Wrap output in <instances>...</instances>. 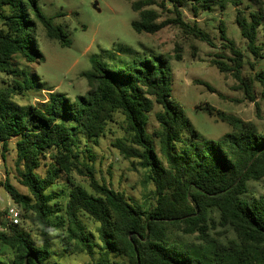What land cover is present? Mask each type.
<instances>
[{
  "label": "trees",
  "instance_id": "obj_1",
  "mask_svg": "<svg viewBox=\"0 0 264 264\" xmlns=\"http://www.w3.org/2000/svg\"><path fill=\"white\" fill-rule=\"evenodd\" d=\"M168 1L171 10L165 0L132 1L131 8L137 13L132 29L155 33L173 25L184 35L212 45L206 32L183 19L179 7L192 2L196 13L197 5L210 10L214 5L224 8L228 1L234 6L240 3ZM38 2L0 0V74L5 76L0 86V154L4 160L13 138L16 176L29 194L6 178L0 185L23 217L36 225L43 241L38 245L17 224L1 222L0 245L11 256H0V264H44L51 254L49 238L57 230L63 250L86 253L90 264H264V194L247 196V182L264 177V127L205 104L199 108L227 122L231 130L217 139L201 137L171 94L170 59H181L178 43L173 57L151 53L117 68L92 57L91 69L81 72L87 81L84 93L70 98L53 91L44 102L18 103L14 96L34 87L28 66L21 67L19 59L28 63L44 59L35 36L37 23L49 38L61 45L70 43L65 31L42 13ZM158 8L173 15L159 20ZM262 19L260 11L246 15L236 10V23L255 58L264 57L257 42ZM219 23L231 56L229 62L213 59L212 65L222 73H232L250 100L255 98L257 82L264 101V69L252 76L242 74L243 53L227 39ZM155 106L159 108L154 112L158 127L149 133V114ZM116 112L124 116L126 135L113 146L123 158L136 159L147 170L154 186L152 204L129 200L98 181L92 168L79 160L80 135L97 143ZM183 131L189 136L183 137ZM41 165L44 174L36 172ZM74 171L88 177V188L71 182ZM63 175L70 186L61 205L59 193L47 189ZM214 214L216 224L230 227L234 238L222 241L210 232ZM81 215L96 224V240ZM172 228L185 235L196 232L197 242L171 239Z\"/></svg>",
  "mask_w": 264,
  "mask_h": 264
},
{
  "label": "rangeland",
  "instance_id": "obj_2",
  "mask_svg": "<svg viewBox=\"0 0 264 264\" xmlns=\"http://www.w3.org/2000/svg\"><path fill=\"white\" fill-rule=\"evenodd\" d=\"M132 1L137 0H39L42 13L46 17H51L52 23L65 31L70 43L61 45L59 40L49 38L44 26L38 22L35 36L44 59L39 63H28L19 59L18 64L21 67L28 66L34 87L14 96V99L21 104L40 103L46 101L53 91L74 98L76 94L87 90V81L81 76V72L91 69L92 57H97L109 66L117 68L123 67L134 58L148 57L151 53H165L173 57L175 44L178 43L181 47L179 51L181 59H170L173 76L171 94L182 105L186 117L201 137L217 139L231 130L227 122L199 108L205 104L243 120H251L258 127H264V101L260 98L259 84L254 82L255 98L250 100L238 87L239 82L232 73H222L211 63L213 59L229 62L228 58L231 56L228 48L224 47L227 41L220 35L219 22L222 21L227 39L234 42L243 53L242 74L252 76L255 71L264 69V57L255 58L249 52L246 40L242 37L235 20L237 9L246 15L250 11H260L263 19L257 42L262 47L261 54H264V0H239L237 6L228 1L224 8L214 5L210 10L197 5L196 13L192 9V2L180 6L183 19L190 25L195 23L206 32L212 40V45L192 35H184L173 25H167L155 33L135 32L131 27V21L137 19V13L131 8ZM95 2L96 7L93 6ZM165 4L169 10L172 9L170 1L165 0ZM158 10L161 14L159 20L173 15L160 8ZM250 63H253V67ZM4 79L5 76L0 74V86L3 85ZM158 109V106H155L153 112L149 114L147 124L149 133L158 127L154 118V112ZM124 127V116L116 112L113 120L106 125L105 134L97 143L80 135L79 160L92 168L93 175L98 181L105 182L122 192L129 200L146 206L155 200L154 186L147 177V170L140 161L123 158L119 150L113 146L117 138L126 135ZM182 135L189 136L186 131H183ZM13 142L12 138L4 160L0 154V180L6 178L20 192L29 194L16 176ZM155 143L158 150L156 139ZM36 172L44 174L45 167L41 165ZM70 180L88 188V177L81 173L72 172ZM247 184L249 188L247 196L264 194V177L257 181L249 180ZM69 186L63 175L56 184L47 189V192H58L60 203L63 205ZM10 206L19 209L20 219L17 225L25 230L36 244H42L43 239L36 225L23 217L21 209L13 203L4 186L0 185V223L9 222ZM214 218L215 220L210 222L212 234L222 241L235 237L230 227L216 224L215 214ZM81 219L93 235V240H96V224L84 215H81ZM57 232L58 230L54 231L49 238L51 254L44 264H90V258L86 253L65 252L56 236ZM196 234L194 232L185 235L181 231L170 229L171 239L177 241L197 242ZM0 256H11L10 250L4 245H0Z\"/></svg>",
  "mask_w": 264,
  "mask_h": 264
},
{
  "label": "built area",
  "instance_id": "obj_3",
  "mask_svg": "<svg viewBox=\"0 0 264 264\" xmlns=\"http://www.w3.org/2000/svg\"><path fill=\"white\" fill-rule=\"evenodd\" d=\"M8 218L10 224H18L20 219V212L16 206H10L8 208Z\"/></svg>",
  "mask_w": 264,
  "mask_h": 264
},
{
  "label": "water",
  "instance_id": "obj_4",
  "mask_svg": "<svg viewBox=\"0 0 264 264\" xmlns=\"http://www.w3.org/2000/svg\"><path fill=\"white\" fill-rule=\"evenodd\" d=\"M94 7H96V2L94 3V5H93ZM2 227H4V225H2Z\"/></svg>",
  "mask_w": 264,
  "mask_h": 264
}]
</instances>
